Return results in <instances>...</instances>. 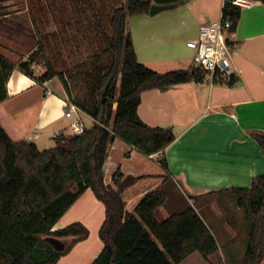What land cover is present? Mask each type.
Wrapping results in <instances>:
<instances>
[{
    "label": "trees",
    "instance_id": "1",
    "mask_svg": "<svg viewBox=\"0 0 264 264\" xmlns=\"http://www.w3.org/2000/svg\"><path fill=\"white\" fill-rule=\"evenodd\" d=\"M185 1L124 0L111 7L107 30L93 0H72L80 14L84 8L92 14L108 52L107 63L92 68L86 75L92 79L89 94L82 101L73 97L65 72L46 56L42 39L29 59L19 63L22 71L38 81L58 77L68 98L88 113L93 122L81 134H59L53 147L43 149L30 139H11L0 125V264H57L61 255L89 235L88 227L80 221L53 228L87 188L92 189L105 207V218L99 228L103 246L90 264H179L192 252L207 259L217 250L213 233L194 206L159 220L155 212L165 203L167 193L158 186L149 190L130 212L122 194L139 177L123 176L116 170L111 183L104 181V165L115 137L145 155L160 151L175 138L171 127L149 126L139 118L141 92L153 88L164 90L206 77V72L197 65L165 72L146 66L137 59L127 26L130 16L149 13L152 3L172 6ZM239 12L233 0H224L222 15L231 18L233 30ZM37 60L43 61L45 70L35 77L30 66ZM13 68L14 64L0 54V102L8 95L7 80ZM234 81L233 75L227 84ZM255 136L264 147V135ZM160 163L167 168L164 158ZM227 190L234 195L248 224V239L240 264H261L264 173L255 176L249 187Z\"/></svg>",
    "mask_w": 264,
    "mask_h": 264
},
{
    "label": "crops",
    "instance_id": "2",
    "mask_svg": "<svg viewBox=\"0 0 264 264\" xmlns=\"http://www.w3.org/2000/svg\"><path fill=\"white\" fill-rule=\"evenodd\" d=\"M31 1L0 0V54L14 64L7 80L8 95L0 102V125L11 139H30L43 149L51 138L71 134L72 128L71 118L64 114L67 94L59 78V86L49 87L54 77L38 81L18 66L25 58L18 61L15 58L19 53L11 44L15 41L12 31L21 18L26 25L32 24L35 16L29 6ZM242 1L245 3L238 5L240 12L232 44L231 67L235 81L232 84L213 82L208 76L202 81L141 92L137 107L139 118L149 126L171 127L175 138L160 151L145 155L115 137L104 165L105 183H111L116 170L123 176L139 177L122 194L130 212L149 190L158 186L167 192L165 203L156 209L158 219L157 212L168 202L170 192L177 185L184 189L189 201L196 199L194 206L217 242V250L207 259L199 253L194 256L196 264H240L248 239L244 212L233 196L229 198L232 210L222 211L214 195L228 194L229 187H249L255 176L264 173V147L255 136L264 135V0ZM223 3L224 0H186L152 15L130 16L127 26L137 59L159 72L196 65L194 51L187 42L197 37L202 22L221 16ZM86 115L91 117L85 112L83 119ZM161 158L167 163L166 169L160 163ZM207 194L213 197L202 203L200 197ZM84 205L89 206L86 217L73 220L87 227L90 220L99 232L105 207L90 188L73 202L53 228L72 222L63 218L75 207ZM205 208L211 211V218L203 213ZM97 209L99 212L95 213ZM171 214L166 209L159 220ZM88 236L66 254L72 255L77 247L87 245ZM102 246L99 240L95 241L90 249L92 256L96 257ZM66 254L61 255L57 264Z\"/></svg>",
    "mask_w": 264,
    "mask_h": 264
},
{
    "label": "rangeland",
    "instance_id": "3",
    "mask_svg": "<svg viewBox=\"0 0 264 264\" xmlns=\"http://www.w3.org/2000/svg\"><path fill=\"white\" fill-rule=\"evenodd\" d=\"M93 1L96 4V8L100 10L102 14V22L108 30V14L111 7L124 0ZM18 6L19 8L22 7L20 1ZM29 6L33 10L35 16V19H32L31 21L32 24L26 25L25 19L21 18L18 20L19 23L16 22L18 25H16L12 31V39H15V41L10 43L16 49L15 52L19 53L15 58L17 61L22 58L28 60L29 54L37 48L39 39H42L46 45V56H48L57 69L65 72L73 97L78 101H82V99L86 98L89 94V83L92 79L91 75L86 77L90 72L89 70H92V68L94 70L99 68L100 65L106 64V61L108 60L107 49L105 48L100 33L96 28L92 14L86 8H84L82 11L83 13L80 14L79 9L77 11L75 10L72 0H43V2H40V0H32L29 2ZM78 16H80L81 19ZM30 70L33 72L34 76L37 77L45 70L43 61L37 60L32 62ZM206 77H208L207 74ZM58 84H60L58 77H54L48 86L53 87ZM115 106L116 103L113 104V108H115ZM84 122L89 126L92 123L91 117L87 115L84 116ZM55 143V139L51 138L46 146H43L42 148L53 147ZM214 196L219 199V205L222 211L232 210V204L229 203V198L230 196H233L235 200V197L230 191L228 194ZM211 197L213 196L210 194L204 195L203 197H200V201L202 203L209 202ZM188 202L191 204L189 206L196 205V199L192 198V200L189 201L184 189H180L177 185L176 188L170 192L168 202L157 212V215L159 219L164 217L166 209L167 211L169 210L170 213L182 211L187 207ZM88 207V205L79 206L77 209L75 207V209L65 215L63 219L65 221H69L70 219H83V217H86L84 214L88 210ZM97 212H99L98 209L95 210V213ZM203 213L208 214L211 218L212 214L209 209L205 208ZM212 219L215 223L218 222L216 218L212 217ZM103 220L104 215L101 222ZM88 222L90 233L87 238V245L85 244L86 247H83L85 245H80L81 247H77V251H73L72 255L66 254V257L62 256L63 258L60 264H66L69 261L74 264H85L95 257L92 256V251H90V249L95 246V241L97 240L100 241L102 246V240L99 237L98 229H95L93 226V222H90V220ZM150 234L160 246V243L155 236L152 233ZM197 255L198 253H195V255H192V257L179 264H196L194 256Z\"/></svg>",
    "mask_w": 264,
    "mask_h": 264
},
{
    "label": "built area",
    "instance_id": "4",
    "mask_svg": "<svg viewBox=\"0 0 264 264\" xmlns=\"http://www.w3.org/2000/svg\"><path fill=\"white\" fill-rule=\"evenodd\" d=\"M233 3L242 5L245 1L233 0ZM233 36L231 18L221 14L216 19L202 22L199 25L197 37L187 42V45L194 51L195 64L204 70L212 81L228 83L232 80ZM64 114L71 118V134L84 132L86 124L83 115L85 112L68 96L65 98Z\"/></svg>",
    "mask_w": 264,
    "mask_h": 264
},
{
    "label": "water",
    "instance_id": "5",
    "mask_svg": "<svg viewBox=\"0 0 264 264\" xmlns=\"http://www.w3.org/2000/svg\"><path fill=\"white\" fill-rule=\"evenodd\" d=\"M171 7V4H157V3H152L149 7V14H155L161 10L167 9Z\"/></svg>",
    "mask_w": 264,
    "mask_h": 264
}]
</instances>
